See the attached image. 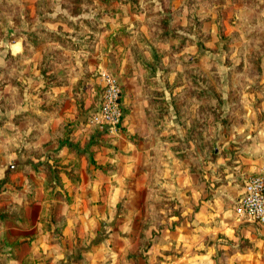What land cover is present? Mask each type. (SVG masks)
Masks as SVG:
<instances>
[{
  "label": "rangeland",
  "instance_id": "rangeland-1",
  "mask_svg": "<svg viewBox=\"0 0 264 264\" xmlns=\"http://www.w3.org/2000/svg\"><path fill=\"white\" fill-rule=\"evenodd\" d=\"M32 2L30 6L24 0H2L0 10V213L4 214L0 218V264L95 263L106 249L99 245L93 252V221L88 229L85 223L81 229L79 225L83 221L79 216L90 219L93 214L104 227L100 234L114 233V224L119 226L117 242L107 246L108 252L124 251L130 246L125 234L135 240L141 232L142 249L147 246L142 225L160 220L150 214L142 217V197H132L126 210L106 213V217L99 212H80L83 196L76 193L79 175L101 174L106 167L104 151L93 146L99 143L93 139L97 134L103 141L117 137L126 115L132 111L138 114L143 100L151 129L173 117L179 126L192 128L187 132L197 141L203 140V128L243 125L242 110L249 107L250 95L264 92V0ZM31 8L36 13L79 15L80 19L72 22L61 13L53 18L57 20L44 24L75 30L84 51L90 53L93 47L98 54L94 60L84 61L81 50L76 51L77 44H60L67 52L60 53L64 55L61 65L74 66L76 60L77 69L81 66L88 77L79 80L70 76L72 88L69 85L60 91L68 99L60 131L57 122L52 127L47 114L54 107L55 92L41 89L32 94L33 89L26 84L28 58L33 54L25 50L16 58L9 50L17 37L10 30L16 26L18 33L24 31L20 37L25 48L27 44L28 48L36 46V40L25 35L26 27L33 23L26 19ZM88 52L85 55L89 57ZM104 73L116 80L119 89L122 114L113 133L92 119L101 102ZM66 78L68 83V75ZM28 99H39L35 112L29 107L21 113L28 107ZM38 108H44L46 114ZM71 113L76 115L68 116ZM170 113L175 116L170 117ZM65 139L67 142L57 147ZM120 199L125 206L126 198Z\"/></svg>",
  "mask_w": 264,
  "mask_h": 264
},
{
  "label": "crops",
  "instance_id": "crops-1",
  "mask_svg": "<svg viewBox=\"0 0 264 264\" xmlns=\"http://www.w3.org/2000/svg\"><path fill=\"white\" fill-rule=\"evenodd\" d=\"M24 1L30 6L33 3V0ZM2 6L0 0V10ZM6 13H10V10ZM61 13L66 15L64 12L36 13L31 8L26 19L33 23L26 27L25 35L27 38L32 36L36 46L34 49L28 48L27 44L25 48L23 37H20L24 31L18 33V26L12 28L10 33L20 39L16 37L9 46L10 54L16 58L22 57L25 50L33 54V58H30L32 63L28 58L26 79L28 87L33 89L32 94L41 89L55 92L51 102L54 107L47 114L51 116L52 127L57 122L58 131L59 123L67 115L64 108L68 100L64 94H59L60 91H65L64 88L69 85L72 88L70 76L79 80L88 79L81 66L77 69L76 60L74 66L65 63L61 65L64 55L60 53H67L64 46L60 45L61 42L77 44L79 48L76 51L81 50L79 53L85 56L84 61H91V58L94 60L98 56L96 48L92 47L90 53L84 51L83 44L79 43V38L76 39L75 30H65L56 24H44L46 21L57 20L53 18ZM65 17L72 22L80 19L79 15ZM47 37L51 40L45 39ZM54 51L57 55H50ZM86 52L89 57L85 55ZM79 60L82 64V60ZM97 61L95 64L99 66ZM73 67L76 68L74 71ZM261 67L264 80V61ZM84 81L81 84L84 85ZM250 98L249 107L242 110L243 125L203 128L201 141L188 134L187 131L191 133L192 128L179 126L176 119L171 117L175 116L172 113L169 115V123H157L151 129L146 114V100H143L138 114L132 111L126 115L120 126L123 127L122 134L118 133L117 137L104 141L101 140L102 136L94 134V142L97 140L99 143L95 142L93 146L104 151L103 165L106 167H102L101 174H93L92 171L88 175H79L80 183L76 193L79 192V197L83 196L80 212L83 211V215L86 212H99L106 217V213L115 214L122 208L126 210L130 199L138 196L142 197V217L150 214L158 216L160 220L150 222L147 227L142 225L141 229L145 228L143 241H147V246L139 248L142 232L137 233L135 240L125 234L130 246L121 252L114 249L108 252L107 246L110 243L114 246L117 242L119 226L112 224L114 233L100 234L104 227H101L94 214L90 219L79 216L83 220L79 224L80 229L84 223L88 229L93 221V252L99 245L106 249L99 255L100 260L97 259L93 264H264V224H258L242 213L237 205L246 176L264 163V92L251 94ZM37 101L39 99L29 100L28 107L20 112L28 111L29 107L35 112ZM37 110L43 112L44 108ZM223 111L226 113L229 110ZM71 115L76 114H68ZM93 160L97 162L95 166L100 165L95 157ZM124 197L127 204L121 206L120 198ZM142 217L138 219L142 220Z\"/></svg>",
  "mask_w": 264,
  "mask_h": 264
},
{
  "label": "built area",
  "instance_id": "built-area-1",
  "mask_svg": "<svg viewBox=\"0 0 264 264\" xmlns=\"http://www.w3.org/2000/svg\"><path fill=\"white\" fill-rule=\"evenodd\" d=\"M105 86L101 102L92 114L93 122L107 131H114L120 122L119 89L116 80L103 74ZM103 125V126H102ZM238 210L247 214L258 224H264V163L252 174L246 176Z\"/></svg>",
  "mask_w": 264,
  "mask_h": 264
},
{
  "label": "trees",
  "instance_id": "trees-1",
  "mask_svg": "<svg viewBox=\"0 0 264 264\" xmlns=\"http://www.w3.org/2000/svg\"><path fill=\"white\" fill-rule=\"evenodd\" d=\"M249 64V63H248ZM221 99V98H220ZM67 142V139H65V140H63L62 142H60V146H61V144H64V143H66ZM58 148H56V150H57ZM45 163V162H44ZM93 163H94V161H93ZM49 164V163H48ZM4 216V214H2V213H0V218L1 217H3Z\"/></svg>",
  "mask_w": 264,
  "mask_h": 264
}]
</instances>
